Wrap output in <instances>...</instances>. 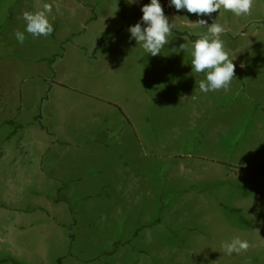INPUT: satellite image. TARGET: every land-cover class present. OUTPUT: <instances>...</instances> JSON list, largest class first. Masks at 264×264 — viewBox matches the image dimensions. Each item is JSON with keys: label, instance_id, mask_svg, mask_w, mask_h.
<instances>
[{"label": "rangeland", "instance_id": "1", "mask_svg": "<svg viewBox=\"0 0 264 264\" xmlns=\"http://www.w3.org/2000/svg\"><path fill=\"white\" fill-rule=\"evenodd\" d=\"M129 2L0 0V255L27 264H264V0H254L251 14L239 17L223 8L197 15L160 0L174 28L195 38L172 32L161 54L152 56L126 28L94 46L100 32L122 22L147 27L141 9L151 0ZM44 3L53 6L54 31L34 38L23 12ZM200 19L225 28L220 39L235 64L227 90L201 92L205 74L192 72V44L207 31L195 24ZM17 30L25 33L23 44ZM63 50L54 69L41 60ZM50 72L69 86L57 88L61 97L53 93L59 113L78 94L96 93L128 115L142 154L148 151L137 182L115 184L110 176L94 185L23 181V170L38 166L39 152L27 146L35 135L27 131L45 130L33 115L44 82L54 79ZM109 112L105 122L120 117ZM5 120L36 126L8 138ZM117 127L127 134L126 121ZM114 154L102 160L106 170L112 171ZM234 237L251 247L226 254L222 245Z\"/></svg>", "mask_w": 264, "mask_h": 264}, {"label": "crops", "instance_id": "2", "mask_svg": "<svg viewBox=\"0 0 264 264\" xmlns=\"http://www.w3.org/2000/svg\"><path fill=\"white\" fill-rule=\"evenodd\" d=\"M102 32H100V36ZM99 41L100 37L93 45L96 46ZM105 42L107 43L109 40ZM93 45L90 50L85 51L89 57H93L92 54L95 50ZM78 46L81 49L85 47L81 44ZM60 53H62V56L56 58L52 64L48 63L49 58L42 57L41 60L47 61L46 65L48 64L51 69H54L56 62L63 57L64 50ZM95 58L92 59L95 60ZM51 74L54 75V79L44 82L43 97L46 98L40 104V121L46 125L47 130L43 128L45 130L28 129L27 131L29 135H35L31 143L28 140L27 146L39 152L38 166L36 165L35 171H31L29 168L28 170H23L21 175L24 178L23 181L27 183L37 182L38 184L88 183L94 185L99 182L100 178H105L103 176H110L116 179L115 184L137 182L143 173L141 159L143 156L148 157V151L142 154V139L139 133L132 127L128 115L117 103L99 97L96 93L89 95L86 93L78 94L77 99L65 111L59 113V109L52 102L53 93L55 92L61 97V92L57 88L63 89L69 88V86L60 82L55 73ZM110 109H115L120 115V117L113 118L115 122L108 121L111 116ZM104 113L108 116L107 122L104 121ZM125 121L129 127L127 134L126 131L123 133L120 127L116 128L117 124ZM33 122L38 123L34 119ZM20 123L24 125L20 129L26 126H36L32 122L21 121ZM82 133L85 135L86 140L79 139ZM85 142L87 144L81 147L80 145H84ZM149 152L151 153L152 149ZM80 153H84V156H86L85 161L83 157L79 156ZM109 153H116L113 155V163L115 164L112 167V171L106 170L105 166L101 165L102 160L106 159V155ZM137 161H140L139 165ZM31 174L34 175L29 179Z\"/></svg>", "mask_w": 264, "mask_h": 264}, {"label": "clouds", "instance_id": "3", "mask_svg": "<svg viewBox=\"0 0 264 264\" xmlns=\"http://www.w3.org/2000/svg\"><path fill=\"white\" fill-rule=\"evenodd\" d=\"M133 2L135 0H130L129 3ZM253 3L254 0H170V6H174L177 10L186 9L189 13L197 15H211L223 8L230 10L237 17L250 15ZM52 10V4L44 3L40 10L24 11L23 19L26 22V32L34 38L50 36L54 31L53 25L48 19ZM141 11L143 13L142 21L147 27L142 28L140 23L131 26L129 28L131 37L142 46L146 53L157 56L170 42L168 37L172 35L175 25L170 23L169 18L164 14L160 0H151L150 4L144 5ZM195 24L207 29L205 33L198 34L199 38L193 42L190 53L192 72L204 73L206 77L199 81V89L205 94L210 91L227 90L235 78V64L229 57L224 41L220 39L225 28L215 21L208 25L207 21L203 19L198 20ZM206 25L207 27H205ZM15 38L23 44L26 36L24 32L17 30ZM180 50L187 51L188 45L181 44ZM222 247L226 254L232 255L233 253L246 252L251 245L247 240L234 237L230 242H225Z\"/></svg>", "mask_w": 264, "mask_h": 264}, {"label": "trees", "instance_id": "4", "mask_svg": "<svg viewBox=\"0 0 264 264\" xmlns=\"http://www.w3.org/2000/svg\"><path fill=\"white\" fill-rule=\"evenodd\" d=\"M135 24L136 23H134L132 21L124 22L120 26H118L116 29L102 32L101 36H100V41L98 42L97 46H101L107 40H112V39L117 38L123 29L134 26ZM141 27L144 28L146 26L144 24H141ZM172 32L177 34V35L188 36L189 38H192V39L195 38V36L190 35L186 31H180L177 28H173ZM61 56H62V53L54 54L51 58L48 59V63L52 64L56 58L61 57ZM45 98L46 97L41 98V100L36 104V108H35L36 113L34 114L33 119L35 121H37L41 125L42 128L46 129V126L42 125L41 121H40L41 120L40 104ZM3 123L6 124L9 128V132L7 134L8 138L13 136L18 129H20L24 126L22 123L17 122L15 120H5ZM240 221L246 227H248V228L251 227L250 223L248 221H246L245 219L241 218ZM114 246H116V245H114ZM58 260H60V259H58ZM0 264H27V263H25L24 261H22L20 259L15 258L14 256H12L10 254H6V255H0Z\"/></svg>", "mask_w": 264, "mask_h": 264}]
</instances>
